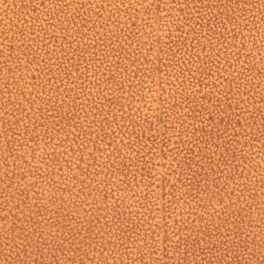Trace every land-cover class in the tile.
Returning <instances> with one entry per match:
<instances>
[{"label":"rangeland","instance_id":"obj_1","mask_svg":"<svg viewBox=\"0 0 264 264\" xmlns=\"http://www.w3.org/2000/svg\"><path fill=\"white\" fill-rule=\"evenodd\" d=\"M0 264H264V0H0Z\"/></svg>","mask_w":264,"mask_h":264}]
</instances>
